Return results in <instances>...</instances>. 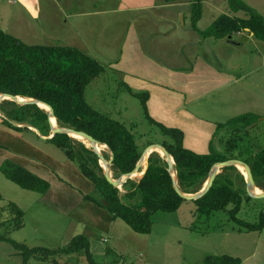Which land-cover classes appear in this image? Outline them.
Instances as JSON below:
<instances>
[{
    "label": "rangeland",
    "instance_id": "obj_1",
    "mask_svg": "<svg viewBox=\"0 0 264 264\" xmlns=\"http://www.w3.org/2000/svg\"><path fill=\"white\" fill-rule=\"evenodd\" d=\"M122 1L0 0V26L7 34L25 44L74 47L95 58L106 71L88 86V102L97 111L123 123L135 135L139 145L146 146L157 141L158 131L146 120L141 101L126 91L120 75L110 67V63L121 54L129 26L142 33L145 46L163 64L186 67L188 63L184 54L188 49L234 75V82L224 89L223 95L213 94L207 99L216 109L214 116L217 114V120L226 124L232 118L252 113L261 116L264 121L262 40L249 32L236 33L227 39H203L192 28L191 5L184 6L183 18L160 6L163 1L170 0H157L159 6L155 9L143 10H136L142 7L132 5L130 0L126 3ZM241 1L264 18V0ZM203 3L204 13L198 23L202 31L222 14L245 17L243 12L231 11L228 0H203ZM151 43L154 51L150 49ZM221 98L222 101L217 104ZM27 105L33 104L3 98L0 101V122L9 120L15 126L37 128L51 135L49 117L48 124L38 122L30 116L25 107ZM19 107L22 108L19 110ZM208 115L211 116V113ZM261 131H264V127L251 128L243 135L244 142L239 145L264 146V133ZM12 135L13 132L7 138L4 135L6 139L0 138L4 143L0 145L4 156L19 152L14 145L20 143H12ZM236 135L239 133L229 130L221 133L217 150L224 152L226 143ZM23 139L38 142L39 145L35 146L65 158L62 150L39 138L33 131L23 132ZM74 142L78 147L79 142ZM151 146L154 145L143 151L144 158L140 161L138 175H141L145 161L152 156L161 157L169 166V159L160 151L145 155ZM105 153L103 156L109 158L105 159L109 163L112 154L108 150ZM72 166L78 170L77 164ZM107 169L113 176L112 166ZM230 177L236 183L235 188L248 190L247 184L236 178L235 173H231ZM119 179L122 177L116 180ZM139 179L133 178L136 181ZM72 189L86 196L80 189ZM119 189L124 198L122 187ZM251 191L260 194L264 190L253 187ZM69 193L72 195L67 194L64 199L59 196L57 201H45L46 195L22 189L0 170V237L29 248L59 249L68 245L73 237L84 235L90 241L93 257L100 264H204L208 256L222 255L240 258L242 264H264V229L239 232V226L231 220L228 212L206 216L197 213L194 202L184 203L174 213H155L152 216V232L143 235L134 232L123 220H114L104 208L85 199L81 202L76 193ZM94 194L95 189L89 195ZM124 200L128 202L126 198ZM10 203L17 205L24 213L21 228H14L18 220L11 212ZM262 214L264 198L247 200L243 195L238 219L257 224L261 222ZM107 248H111L109 253ZM56 260L61 264H89L84 252L58 256ZM23 262V257L9 242L0 240V264ZM28 264L55 262L30 259Z\"/></svg>",
    "mask_w": 264,
    "mask_h": 264
},
{
    "label": "trees",
    "instance_id": "obj_2",
    "mask_svg": "<svg viewBox=\"0 0 264 264\" xmlns=\"http://www.w3.org/2000/svg\"><path fill=\"white\" fill-rule=\"evenodd\" d=\"M191 4V23L194 31L203 39H227L236 33L249 32L264 42V18L254 8L241 0H228L231 11L243 12L244 18L222 14L214 20L208 29L198 27L203 17V0H186ZM105 67L95 58L74 47L28 45L7 34L0 26V94L19 96L38 100L49 105L62 128L84 132L102 144H106L113 154V176L119 178L134 173L143 151L150 145L163 147L175 161V172L178 186L187 194L199 191L208 180L213 167L228 160H240L252 171L257 187L264 190V146L239 145L244 142L243 135L255 127L263 118L248 113L230 119L226 124L218 125V130L225 128L235 131L234 136L226 143V152L217 150L215 140L210 144V152L200 155L184 147V133L175 128H168L153 120L148 112V92H136L126 83V91L141 101L148 123L154 126L159 139L149 145H139L135 135L120 121L94 109L86 98V90L91 82L104 74ZM31 117L40 123L48 124V114L37 105L25 106ZM19 107L18 109L20 110ZM3 125L16 132L29 130L15 126L9 120ZM49 134V133H46ZM49 142L65 151L69 160L78 165L81 173L95 186V194L84 196L88 202L104 208L114 220H123L134 232L147 235L152 232V216L157 212L174 213L184 203L194 202L197 213L210 216L215 212H228L230 218L239 226V232H256L264 229V214L261 222L251 224L238 219L243 203L253 198L245 189L235 188L231 173L236 174L245 185V177L234 167L222 169L210 189L201 199L189 201L181 197L169 173V166L159 156H152L148 161L145 175L138 181L129 179L121 190L111 184L104 175L99 156L84 144L76 147L67 134H55ZM105 157V156H104ZM106 160L107 157H105ZM1 172L24 190L46 195L51 185L46 180L29 172L25 168L6 161ZM1 198V197H0ZM18 222L15 229L22 227L23 211L15 204L9 205ZM229 207H232L229 210ZM1 241L9 242L28 264L30 259L40 261L53 260L56 257L74 255L84 252L89 264H100L93 257L90 241L84 235H77L59 249L29 248L6 237ZM204 264H242L240 258L228 255L208 256Z\"/></svg>",
    "mask_w": 264,
    "mask_h": 264
},
{
    "label": "crops",
    "instance_id": "obj_3",
    "mask_svg": "<svg viewBox=\"0 0 264 264\" xmlns=\"http://www.w3.org/2000/svg\"><path fill=\"white\" fill-rule=\"evenodd\" d=\"M122 2L126 3L127 0ZM130 2L132 5L142 7L136 10L155 9L159 6L157 0H130ZM187 5L191 4L186 0L163 1L160 4L161 7H166L163 9H169L183 18L184 6ZM150 45V49L154 51L153 44ZM184 58L188 63L184 68L163 64L145 46L142 33L129 26L121 54L117 60L110 63V67L120 75L123 83L136 92L149 93L147 108L153 120L168 128L181 130L184 133V147L196 154L206 155L210 152L211 141L214 139L215 144L218 145L220 134L227 130L225 128L218 130V125L224 122L215 118L216 109L207 99L213 94L223 95L224 89L234 82L232 78L234 75L229 70L220 69L216 63L207 58L197 55L194 50L187 49ZM221 101L222 98L217 104ZM208 113H211V116ZM255 127L263 128V119ZM28 128L29 130L24 132L33 131L39 138L50 143L51 135L37 128ZM0 132L2 139H6L7 135L13 132L11 142L20 143L14 145L19 149L17 155L10 153L4 156L0 150V168L6 161H11L49 182L51 188L46 194L45 201L51 202V199L57 201L59 196L64 199L67 194L72 195L69 193L72 192L76 193L78 200L82 202L84 196L75 192L72 187L80 189L86 196L95 189L94 184L84 177L79 167L77 170L72 166L75 163L68 159L62 149L60 150L65 154L64 159L42 147L35 146L39 145L38 142L23 139V132L17 133L1 122ZM4 135L6 138L3 137ZM3 144V141H0V145ZM65 159L66 161H63ZM106 250L109 253L111 248Z\"/></svg>",
    "mask_w": 264,
    "mask_h": 264
},
{
    "label": "water",
    "instance_id": "obj_4",
    "mask_svg": "<svg viewBox=\"0 0 264 264\" xmlns=\"http://www.w3.org/2000/svg\"><path fill=\"white\" fill-rule=\"evenodd\" d=\"M247 40V39H246ZM3 97H6V98H10L14 101H18V102H21V103H25V104H35L37 105L39 108V104H44V105H47L45 103H42L38 100H34V99H30L31 101H20L18 98L19 96H12V95H6V94H0V101H2ZM49 108H50V115L48 114V117H49V123H50V126H51V136H50V139L55 135V134H67L69 137H71V135L73 134H77L81 137H83L86 141L92 143L95 147V142H98L97 140H95L93 137H91L90 135L84 133V132H78V131H75L73 129H69V128H62V127H59V128H54L53 125H52V122H51V119H50V116L51 117H55L54 115V111L53 109L47 105ZM100 143V142H98ZM106 145V144H104ZM157 150H161L163 151L164 155L169 159V173L171 174L172 178H173V182H174V185H175V189L177 191V193L183 197L184 199L186 200H189V201H196L198 199H201L203 196H205L209 191L210 189L212 188L213 184H214V181L216 179V177L219 175L220 171H222V169L224 168H227V167H231V166H234V167H238V166H241L244 168L245 170V175H243L245 177V180H246V184H247V192L250 196H252L253 198H264V191H262V193L260 194H253L251 189L253 187H257L256 183H255V180H254V177H253V174H252V171H251V168L244 162L240 161V160H228V161H225V162H221V163H218L216 164L211 173H210V176L208 178V180L206 181L203 189L199 192H197L196 194H187V193H184L180 187L178 186V180H177V176L175 174V169H174V166H175V161H174V158L161 146L159 145H154V146H151L150 148L147 149L146 154H151ZM100 158V165L101 167L103 168L104 170V175L105 177L107 178V180L113 184L116 188H121L129 179H133L134 178V175L136 173H138V171L140 170V164L144 158V156H142L141 158V162H139V164L137 165L136 167V171L134 173H131V174H128L126 176H122V179H119V180H116L113 178V176L109 173L107 167H111L113 165L112 161H113V154L111 152V159H110V162L107 163L106 160H105V157L99 153L97 151V147L95 150H93ZM147 167H148V161H147V166L145 167V170H144V173L142 175V177L145 175L146 173V170H147ZM141 177V178H142Z\"/></svg>",
    "mask_w": 264,
    "mask_h": 264
},
{
    "label": "bare ground",
    "instance_id": "obj_5",
    "mask_svg": "<svg viewBox=\"0 0 264 264\" xmlns=\"http://www.w3.org/2000/svg\"><path fill=\"white\" fill-rule=\"evenodd\" d=\"M3 98H5V99H7L6 97H3ZM20 101H31L29 98H23V97H19L18 98ZM39 106H40V109H42L44 112H46L47 114H49L50 115V108L47 106V105H44V104H39ZM50 119H51V122H52V125H53V127L56 129V128H59V123H58V119L57 118H55V117H51L50 116ZM71 139L73 140V141H76V142H79V143H82V144H84L86 147H88V148H90V149H96V147H97V151L99 152V153H101L102 155H105L106 153V150H108V151H110V149L108 148V146L107 145H104V144H102V143H98V142H95V145H96V147L92 144V143H90V142H88V141H86L83 137H81V136H79V135H77V134H73V135H71ZM157 151H160V152H162L163 153V151H161V150H157ZM111 152V151H110ZM164 154V153H163ZM147 166V161H145V163H144V167H143V169H142V173H141V175H138L137 173L134 175V177L136 178H140V177H142V175H143V173H144V170H145V167ZM238 168V170H239V172L241 173V174H245V170H244V168L243 167H241V166H238L237 167ZM110 173V172H109Z\"/></svg>",
    "mask_w": 264,
    "mask_h": 264
}]
</instances>
